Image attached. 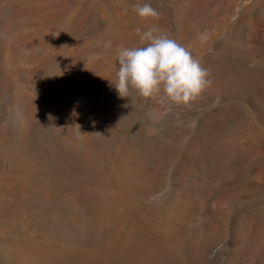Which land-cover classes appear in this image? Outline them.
<instances>
[{"label":"rangeland","instance_id":"1","mask_svg":"<svg viewBox=\"0 0 264 264\" xmlns=\"http://www.w3.org/2000/svg\"><path fill=\"white\" fill-rule=\"evenodd\" d=\"M137 3L158 18L140 20ZM152 27L209 72L210 87L187 105L121 98L112 84L117 49L139 46L135 29ZM29 153L76 168L69 192L87 214L109 215L115 170L141 187L128 192L137 216L180 205L181 264H264V0H0V227L15 236ZM96 222L52 233L93 249L107 228ZM170 257L149 264L179 263Z\"/></svg>","mask_w":264,"mask_h":264},{"label":"bare ground","instance_id":"2","mask_svg":"<svg viewBox=\"0 0 264 264\" xmlns=\"http://www.w3.org/2000/svg\"><path fill=\"white\" fill-rule=\"evenodd\" d=\"M111 139L114 140L113 137ZM111 139L109 138V140ZM106 146L104 147L106 148ZM104 147H100L99 153L97 151V156L100 155L103 158L104 152H109V149L104 151ZM111 150V155H113L114 153ZM121 151L122 148L118 149V157L121 156ZM105 155L109 156L110 153ZM27 157L26 174L24 176L26 193L22 197V201L27 203V205L22 209L15 225L8 226L9 230H12V227L17 228L23 235H11L7 230L0 227V238L6 232L10 237V242H0V259L4 264H149L161 257L164 259L168 255L173 257L172 260H177L178 264H181V262L187 263L185 261L187 257L189 258L187 256V244L185 243L186 241L179 239L176 229L181 223L182 207L180 205L175 207L173 205L174 202L169 201L170 199L168 203L163 200L160 205L163 208L155 212L150 218L145 217L144 214V216H137V213L133 211L128 192L133 189L134 193L137 194L139 193L138 189L141 187L138 188L135 184H130L132 177H130L131 172L130 176L128 173L126 175L127 169L124 172L115 170L120 195L113 201V204L111 203L112 208L109 215H104L105 213L97 211L87 214L88 212L81 207L77 194L69 192L73 176L78 174H76L74 166L68 172L59 160L56 161V166L51 168L48 167L44 160L39 161L38 157H34L30 153ZM135 159H137L136 156ZM127 160L124 166H126ZM131 160H133V157ZM100 162L99 164L103 163V161ZM122 163H124L123 160ZM128 163L130 164V161ZM119 167L123 169L121 164ZM106 171L110 170L107 169ZM124 174L129 176L128 178L126 177L129 179L128 181L125 179L129 185L126 184L125 180L123 181L125 183L122 184L121 182V177ZM137 183L139 184L140 182ZM96 221H102L104 225L106 223L107 225L105 226L107 228L103 226L100 227V230L98 229L99 227L96 228V230L100 231L97 232L102 237H100L97 246L93 249H88L89 247L85 249L83 244L80 245L79 241V244H77L68 240L71 244H67V239L63 241L59 236L60 234L52 233L55 229L62 232L65 229L66 231L68 225H71V228L74 226L75 230L77 228L79 231H83L93 225L94 222L97 223ZM106 230L109 232L106 233ZM191 232L193 233V231ZM61 234L64 235L65 232ZM63 238H66V236ZM74 241L76 242V240Z\"/></svg>","mask_w":264,"mask_h":264},{"label":"clouds","instance_id":"3","mask_svg":"<svg viewBox=\"0 0 264 264\" xmlns=\"http://www.w3.org/2000/svg\"><path fill=\"white\" fill-rule=\"evenodd\" d=\"M132 11L140 20L158 18L159 12L151 4H134ZM139 46L120 47L116 55L118 71L112 82L118 95L126 98L130 92L148 100L187 105L211 85L209 72L190 49L155 27L135 29ZM200 42L206 33L197 36ZM107 47L111 48L109 43Z\"/></svg>","mask_w":264,"mask_h":264}]
</instances>
